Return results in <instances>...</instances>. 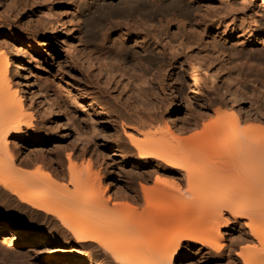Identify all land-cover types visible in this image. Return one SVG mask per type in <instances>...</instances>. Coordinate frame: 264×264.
<instances>
[{"label": "rangeland", "instance_id": "rangeland-1", "mask_svg": "<svg viewBox=\"0 0 264 264\" xmlns=\"http://www.w3.org/2000/svg\"><path fill=\"white\" fill-rule=\"evenodd\" d=\"M134 1L137 2V0H0V26L3 28L0 32V43L4 49H12L15 57L20 56L18 65L24 67L33 85L36 84L40 89L41 95L33 100L34 128L40 129L48 136L50 134L53 140L58 135L53 129L55 122L51 121L50 114L43 112L46 106L42 101L44 97L52 103V110L66 129L61 133L62 137L57 143L59 145L56 146V151H52L54 147L50 146V143L44 147H37L34 143L35 138L29 137L26 141L18 142L15 149L19 151L20 159L31 163L30 166L21 169H30L46 178L47 175L59 170L66 171L65 157L68 154L74 156L76 169L81 168L82 161L87 163L86 160L90 159L92 174H98L100 181L105 178L109 182L107 195H120L121 198L116 202H126L131 213L140 214L144 209V203L139 183L145 184L139 182L137 175L144 172L139 171L142 166L137 161L135 151L133 149L130 153L126 151V147L131 146L127 140L128 135L134 134L130 128L134 124L133 113L136 109H144L140 110L144 112L143 115L149 111L162 126L168 123L176 128L181 127L182 122L190 120L193 115H207L201 121L206 123L210 119H215L212 111L216 108L209 107L210 105L203 99L204 96L224 100L235 110L240 107L239 115L243 118H253L252 112H249L251 109L255 111L264 108V73L257 71L254 66L255 62H264V46L251 45L248 34H254L257 28L264 26V2L139 0L138 7L140 2L146 4L150 2L148 5L151 3L154 5V9L150 5L152 13L154 12L152 19L151 14L146 18L129 12L128 9H134L129 7L131 4L136 6L133 4ZM118 8L119 14L113 11ZM201 17L209 26L206 34L210 35L214 42L227 40L233 44L232 53L234 51L239 53L231 58L230 65L223 61L220 54L208 47L204 35L189 41L180 36V31L186 30L189 21L197 23L201 21ZM147 28L151 34L153 32L156 40L153 41L151 37L141 39L144 37L142 32L148 31ZM66 31L71 34L68 41ZM261 37L264 45L263 33ZM141 41L148 43L150 53H141L139 48ZM168 42L172 49L165 48V57L159 55L162 47ZM249 49H254L249 53L252 62L245 65L244 50ZM199 50L202 52L197 55ZM189 56L195 57L197 63L201 65L197 81L199 87L193 86L197 96L191 94L192 87L185 74L188 69L185 63ZM115 63L124 65L128 74L133 66L130 74L134 75L138 70L142 72L146 82L142 84L144 79L142 83L138 81L139 84L134 81L138 90L136 95H132L128 88L124 87L125 81ZM136 64L140 65L138 69ZM9 72L13 78V66L9 67ZM204 72L216 83L212 90L207 87L210 86L209 83L206 87L203 85ZM35 90L36 87L33 86L31 92ZM25 103L28 104L27 101ZM205 104L208 109H205ZM168 106L173 108L170 114L173 116L171 121H168L167 113L170 111ZM190 133L192 132L184 135ZM134 136L133 139L137 143L144 139L143 135ZM85 142H88L87 147L94 145L91 146L94 152L87 150L81 160ZM35 156L40 157L42 161L36 164L32 162ZM153 177L154 175H151L150 181L146 183L147 188L154 185ZM160 177V182L164 179L168 183L171 181L165 174H160ZM126 178L134 181L133 190L136 195L121 193ZM102 185L105 187L103 180ZM16 205L15 197L0 189V226L11 229L17 225L33 232V244L11 248L3 241V236H0V264H88V261L71 263L65 253L68 248L66 245L54 246L49 240L39 239V235L53 231L54 227L37 213H31L22 207L17 209ZM174 215L177 217L175 216L171 224L147 225L146 222V228L142 232L131 237L117 236V242L123 248L130 243H143L145 239L151 242L160 239L161 244L166 245L170 242L173 232L193 223L191 218H182L180 213ZM78 219H75L76 223ZM219 233L223 239L222 245L228 246L230 242L236 241L239 229L228 224L226 228H221ZM38 244L48 249L47 254H38ZM199 248L196 243L183 244L181 260L176 264H213L214 260L210 259L204 250L198 251Z\"/></svg>", "mask_w": 264, "mask_h": 264}, {"label": "bare ground", "instance_id": "bare-ground-1", "mask_svg": "<svg viewBox=\"0 0 264 264\" xmlns=\"http://www.w3.org/2000/svg\"><path fill=\"white\" fill-rule=\"evenodd\" d=\"M138 1H134L136 6L131 4L129 7L134 9L128 11L146 18L151 14L153 19L152 3L148 5L150 2H140L138 7ZM152 6L154 9V5ZM113 11L119 14V8ZM208 27L201 17L200 22L189 21L186 30L180 31V36L189 41L204 35L208 47L230 65L231 58L239 53H232L233 44L227 40L214 42L205 32ZM2 30L0 26V32ZM149 31L148 29L143 33L141 30L144 35L141 39L151 37L153 41L156 40L153 32L151 34ZM262 33L264 34V26L257 28L254 34H248L250 44L263 47ZM66 34L68 41L71 34L68 31ZM15 35L17 36L16 33ZM141 42L140 46L138 44L141 53H150L148 43ZM165 48L172 49L169 42L162 47L159 55H165ZM244 51L245 58L242 59L245 65H250L252 61L249 53L254 49ZM201 52L199 50L197 55ZM137 55L140 56L139 53ZM18 61L20 56L15 57L12 49H4L0 43V189L15 197L17 209L22 207L31 213L35 212L54 227L55 234L53 231L44 232L39 235V239L49 240L54 246L66 245L68 248L65 253L71 263L176 264L181 260L182 245L196 243L200 246L198 251L204 250L214 260L213 264H264V108L248 110L254 117L243 118L239 115L240 107L235 110L224 100L203 96L209 107L216 108L212 111L215 119L203 123L201 121L207 115H193L178 128L168 123L162 126L149 111L143 115L144 112L140 110L144 109H136L133 113L134 124L130 128L132 134L143 135L144 139L137 143L133 139L134 134L128 135L127 140L131 146L126 147V151L130 153L133 149L142 166L139 171L144 173L137 175L139 182L146 185L151 175H154L155 180H152L154 185L151 188L139 183L144 209L143 213L133 214L129 204L116 202L121 198L120 195H107L109 182L103 178L104 187L98 174H92L90 159L86 160L87 163L82 161L81 168L76 169L74 156L68 154L65 157L66 171L59 170L46 178L30 169H21L31 163L20 159L19 151L15 149L18 142L26 141L29 137L35 138L37 147L50 143L54 147L52 151H56L61 133L66 129L52 110V103L44 97L42 101L46 106L43 112L50 114L51 121L55 122L53 129L58 135L54 141L50 134L48 136L34 128L33 100L41 93L36 84L33 85L24 67L18 65ZM255 63L257 71L264 73V62ZM115 64L125 81L124 87L132 95H136V85L144 79L142 72L138 70V73L130 74L133 66L128 74L124 65ZM10 66H13V78L9 72ZM185 66L188 67L185 74L192 87L191 94L197 96L193 86L199 87L197 81L201 65L195 57L189 56ZM139 67L140 65L136 66L137 69ZM203 74V85L206 87L209 83L210 86L207 87L212 90L216 85L214 79L205 72ZM134 81L138 83L135 85ZM145 82L144 79L142 84ZM33 86L36 90L31 92ZM168 108V121H171L173 108ZM205 109H208L206 104ZM188 132L192 133L185 136ZM85 143L81 158L86 155L87 150L94 152L91 147L94 145L87 147L88 142ZM41 161L37 156L32 159L35 164ZM160 174L167 175L171 181L168 183L164 179L160 182ZM134 186V181L126 178L121 193L136 195ZM174 213L182 214V218H191L193 223L173 232L168 244H161L160 239L151 242L144 238L143 243H130L123 248L117 242V236L131 237L142 232L146 228V222L147 225L173 223L177 217ZM75 219L78 222L81 220L80 224ZM228 224L238 228L239 233L236 241L226 246L222 245L223 239L219 232ZM0 236H3V241L11 248L32 245L34 239L33 232L17 225L11 229L0 226ZM38 246L39 255L47 254L46 247L41 244Z\"/></svg>", "mask_w": 264, "mask_h": 264}]
</instances>
